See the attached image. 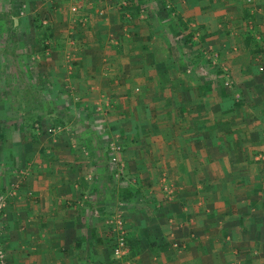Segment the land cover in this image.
<instances>
[{
	"label": "crops",
	"instance_id": "0c3cea01",
	"mask_svg": "<svg viewBox=\"0 0 264 264\" xmlns=\"http://www.w3.org/2000/svg\"><path fill=\"white\" fill-rule=\"evenodd\" d=\"M157 1H172L176 15L189 28L188 31L191 28L195 35L199 33L200 38L194 45L201 59L214 58L216 54L218 58L213 61H218L219 65L227 60L230 64L238 61L232 78L238 83L236 92L261 103L248 110L245 106H237L230 110V115H234L230 119L225 118L224 112L228 108L225 109L221 101L224 97L232 96V93H222L213 87L211 90L205 82L201 83L202 76L198 71V76L188 69H183L184 73L174 71L181 62L176 60L175 51H171L174 46L170 41L163 40L167 49L158 54L161 45L157 39L158 36L164 37V34L157 31L161 26H155L156 21L155 24L151 23L150 28L158 33H148L145 22L150 21L147 15L143 18L145 11L116 10L120 4L118 0H91V7L85 6L82 0L80 21L87 20V17L91 19L101 9L103 13L96 24L102 26L99 28L105 29V32H114L121 45L106 51V57H100V51L95 48L84 49L81 59L75 61L78 64L77 75L71 82V88L73 95H95L103 98V101L109 98L112 104H117L116 110L123 113L119 117H124V120L115 126L130 130L129 138L123 141L125 145L128 144V156L124 159L127 170L122 181L135 177L134 189L129 188L132 194L122 188L125 184L119 185L121 191L111 189L105 177L109 188L104 187L102 193L108 194L103 196L120 198L123 203H107L109 200L103 203L98 195L101 193H98L99 190L97 192L99 185H95L97 189L92 185L85 186L88 182L83 179V173L69 175L62 170H47L34 176L28 188H24V193L28 189L38 197L39 203H11V210L8 208L12 213L7 221L12 242L7 241L6 247L15 246L17 250L13 248L10 251L22 254L15 259L10 254L8 264H13L12 261L14 264H49L53 257L61 264H82L84 252H87L89 261L94 260L97 254L103 252L100 249L98 252L92 251L96 250L95 241H103L107 232L102 219L115 213V209L122 210L121 215L129 230L126 234L127 251L120 261L116 260V264H264V178L256 177L255 173L249 175L251 170L248 168H225L221 164L224 159L243 158L239 153L198 154L193 148L198 141L197 136L205 129L199 125L217 114L224 117L226 124L231 120L237 121L238 117L246 123H243L245 127H254L257 120L264 126V122L260 121L264 114L256 118L261 110L264 112V72L257 73L254 65L255 61L259 62V57L264 56L258 53L264 46L257 43L256 50L252 49V45L246 43L248 39L243 42L241 34L237 32L240 29L247 38L248 30L249 35L254 37L253 34H259L263 24L260 35L264 39V17L259 26L253 29L246 26L243 29L235 18L225 20V11L233 13L235 2L232 0ZM146 14H154V11H146ZM258 14L255 13V17L251 15L254 24H258ZM94 17L95 21L97 17ZM223 19L225 22L220 25ZM121 23H124V27L128 24L127 29L123 28L128 33L125 34L128 37L125 43L119 29ZM13 24L16 25V20H13ZM164 31L170 33L172 30L166 28ZM86 46L96 47L97 44L89 43ZM231 49H243L244 55L230 61L228 51ZM234 51L235 55L239 54ZM183 60L187 65L193 62L191 57ZM166 65H171L167 66L171 69L163 74L161 68ZM191 67L195 70V67ZM102 69L103 75L109 77L104 79L103 87L93 86L91 78L97 79ZM163 80L171 84L165 85ZM169 99L173 100V106L169 105ZM166 103L169 106L166 111L168 116L158 115L159 107H164ZM148 104L158 105L151 109L154 133L157 135L159 130L161 137L158 128L166 127V136L147 140L148 151L138 152L137 148L143 143L138 129L143 126L144 120L139 113ZM90 105L92 109L100 110V106L104 107L106 103L100 101L92 105V102H87V107L91 108ZM165 117L170 121L167 125L164 124ZM165 164L168 165L167 169ZM94 172L101 175L99 170ZM237 173L243 178L235 179L233 176H238ZM74 182L78 184L76 187L73 186ZM163 183L169 188L168 193L161 191L159 186ZM259 187L261 190L257 195L259 191L254 188ZM17 223L23 228L16 229ZM18 240L22 242L20 249L19 244H15ZM52 240H56V247L50 246L52 243L49 241ZM70 240H73L72 243ZM62 241L63 245L60 246ZM64 241L68 242L64 244Z\"/></svg>",
	"mask_w": 264,
	"mask_h": 264
},
{
	"label": "rangeland",
	"instance_id": "374dc122",
	"mask_svg": "<svg viewBox=\"0 0 264 264\" xmlns=\"http://www.w3.org/2000/svg\"><path fill=\"white\" fill-rule=\"evenodd\" d=\"M84 1L85 6H88L91 0ZM102 1L113 2V0ZM118 1L120 4L117 5L116 10L123 9L122 11L127 12L131 9L139 11L137 13L145 11L143 18L147 15L150 21L145 22L148 33L151 31V23L155 24L156 21L155 26H161V29L158 28L157 31L163 32L164 37L158 36L157 40L161 45L158 54L167 49V46L164 47L163 45V40L172 43L174 47L171 48V51H175L176 60L181 61L180 65L177 66L178 69L174 68V71L184 73L183 69H188L191 73L195 72L197 76L200 72L202 76L200 78L201 83L205 82L208 87L210 86V89L213 87L222 93H232V96L224 97L223 102L221 101L224 108H228L224 112L225 118L230 119L229 117L234 115L233 113L230 115V110L235 109L237 106L239 108L245 106L248 110L251 106L255 107L261 103H256L253 99L236 92L238 83L232 78L234 77V66L238 61L230 64L227 60V63L219 65L218 61H213V59L218 58L216 54L214 58L209 56L210 58L207 60L205 58L201 59V56L199 57L198 48L195 47L194 43L197 39L199 40L200 35L199 33L195 35L191 28L188 31L189 28L184 26L176 15L172 1L169 0L170 2L167 3L157 0ZM122 1L124 2L122 3ZM232 1L235 2L232 7L234 9L233 13L231 14L230 10L225 11V20L235 18L243 29L246 26L248 29L249 27L253 29L254 26H259L264 21H262V17H264V0H255L250 3L247 0ZM75 3L80 7L76 12H72L71 7ZM89 7L91 6L89 5ZM82 8V0H0V252L3 254L0 264H8L10 254H13L14 259L15 257L19 258L21 254L18 251H10L13 248L17 250L15 246L9 249L6 247L7 241L8 243L12 242L10 239L12 238L11 231H9V225L7 224L12 213H9L8 208L11 203H39L38 197L33 196L31 191L27 189V192L24 193V188H28L29 182L34 176L47 170H62L69 175L83 173V179L88 182L85 186L92 185L96 187L99 185V188L96 187V189L97 192L99 190L98 193H101L98 195L102 198L101 202L103 203L107 200H109L107 203H123L120 198L104 197V194H108L107 192L102 193L104 187L109 188L110 186L111 189L121 191L119 185L125 184L122 188L127 189L129 193H131L129 188L134 189L135 177L122 181L123 174H126L127 170V161L124 159L125 156L126 158L128 156L126 154L128 144L125 145L123 141L129 138L130 130L115 126L119 125L120 120H124V117L121 119L119 117L123 113L121 112V114L116 110L115 105L117 104H112L109 98L103 101L100 96L73 95L71 82L77 75L78 67L75 61L81 59L84 49L95 48L100 51V55L98 53L100 57H106L108 55L106 51H111L113 46L119 45L120 47L121 45L119 37L114 35V32H105V29L99 28L102 26L96 24V21L99 20L98 17L103 13L101 9H99L98 14L95 12L91 19L87 17V20L82 19L81 22L79 12ZM150 10L154 11V14H146V11L150 12ZM255 13H259L257 15L258 24H254V18H252V16L255 17ZM95 15L97 19L94 21ZM13 20H16V25L13 24ZM225 20L220 21V25H223L222 23ZM36 21H40L41 28L37 29L35 27ZM122 24L124 23H121L119 29H121V38L125 43L128 39L125 36V34H128L125 30L128 24L125 27ZM97 27L98 31L96 30ZM261 27L259 34L258 32L253 34L254 37L249 35L250 31L248 30L247 38L246 36L244 38L245 33L242 35L243 31H240V29L237 32L239 35L241 34L243 42L248 39L246 43L251 44L252 49L255 48L256 50L257 43L264 46V39L260 35L263 24H261ZM166 28L168 31L172 30V33L164 31ZM44 32L47 34L45 35ZM157 33L150 32L152 35ZM189 37H191V43L188 41ZM252 38L254 39L252 40ZM89 43L97 44V46L89 48L86 46ZM233 51L232 49L228 51L231 55L230 61L231 59L234 61L237 56L244 55L243 49L234 51L239 52L238 55H235ZM258 51V53L264 54V49ZM185 57H191L193 62L187 65L183 60ZM258 60V63L256 61V64L254 63L257 73H263L264 56L259 57ZM102 66L104 65L102 64ZM167 66L171 67V65H166L161 68L163 74L170 71L171 68H167ZM191 66L195 67V70ZM260 68L262 69L260 70ZM103 69L102 74L97 76V79L91 78L94 83L93 86H104V79L109 76L103 75ZM164 83L165 85L167 83L171 84L165 80ZM100 98L101 100H99ZM169 100L171 102L169 105L173 106V100ZM100 101L102 104L106 103L104 107L100 106V110L97 108L92 109L91 105V108L87 107V102H92L93 105V102L100 103ZM153 106L158 105H145L144 111L139 113L144 120L143 126L138 129L143 138V143L137 148L138 152H141V150L148 151L146 148L147 140L165 138L166 136V127L158 128L161 130V137L159 136V130L157 135L154 133L151 111ZM159 108L156 112L158 115L164 116L166 114L168 116L166 113L169 109L167 103L164 107ZM263 114L264 112L261 110L256 118ZM113 117L117 121L112 120ZM224 117L217 114L208 121L203 120L202 123L200 122L199 127L203 126L205 129L199 137L197 136L198 141L193 145V148L196 149L198 154L218 152L222 155H229L230 151L234 154L239 153L243 158H236V160L232 159L231 161L224 159L221 164L225 168H248L251 170L248 172L249 175L255 173L256 177L264 178L263 124L256 119L258 122L256 121L255 126L248 128L243 125L245 122L238 117L237 121L231 120L227 124ZM165 121V125L170 123L166 117ZM260 121L264 122V118ZM199 138L201 139L199 140ZM166 151H168L167 146ZM227 152L229 153L227 154ZM129 153L131 152L129 151ZM113 159H115V162ZM214 164L216 167V162ZM164 167L167 169L168 165L165 164ZM94 170H99L101 175L96 174ZM238 173V176L233 177L235 179L243 178ZM99 175L102 177L100 178ZM105 177H107L106 183L109 186H106ZM125 177L127 178V175ZM75 182L73 186L78 185ZM159 187L162 192L168 193L169 188H167V185L163 183ZM254 189L259 191L256 192L259 195L261 187ZM121 212V209H115V213H111L102 219L107 229L105 239L103 241L96 240V250L93 249L92 251L98 252L100 249V252H103L96 255L95 259L97 261L95 259L89 261L88 256L86 257L87 252H84L82 264H116V260L120 261L123 258L125 254L120 259H115L112 254V246L115 242L114 235L116 236L120 232L124 233L126 250L128 247L126 234L129 230ZM118 214L123 219L120 229L116 224ZM108 221H111V223L108 224ZM19 225L17 223L15 228L22 229L23 227ZM72 241L70 240L71 243ZM16 242L19 244L20 249L22 242L18 240L15 241V244ZM49 242L52 243L51 247H56V240ZM66 242L64 241V244ZM61 245H63V241ZM12 263L14 264L13 261ZM49 264H61V262L53 257V261Z\"/></svg>",
	"mask_w": 264,
	"mask_h": 264
},
{
	"label": "built area",
	"instance_id": "2783aa9c",
	"mask_svg": "<svg viewBox=\"0 0 264 264\" xmlns=\"http://www.w3.org/2000/svg\"><path fill=\"white\" fill-rule=\"evenodd\" d=\"M249 3L250 2H254L255 0H247ZM80 6H77V4L75 3L74 5H72L71 10L72 12H76L79 9ZM262 68H260L261 70ZM113 161L115 162V159H113ZM117 221L116 224L120 226L123 224V219L120 217V215L118 214L117 216ZM108 224L111 223V221L107 222ZM122 229V228H121ZM124 233L120 232L118 235H114L115 237V242L112 246V254L115 257V259H120L125 253H126V246H125V238L123 237ZM3 258V254L0 252V259L2 260Z\"/></svg>",
	"mask_w": 264,
	"mask_h": 264
},
{
	"label": "trees",
	"instance_id": "16d2710c",
	"mask_svg": "<svg viewBox=\"0 0 264 264\" xmlns=\"http://www.w3.org/2000/svg\"><path fill=\"white\" fill-rule=\"evenodd\" d=\"M36 25H35V27L38 29V28H41L42 26H41V24H40V21H36V23H35ZM47 28V27H46ZM45 33V35L47 34L46 32H44ZM191 37H189L188 38V41L191 43ZM249 40H251V39H249ZM163 84H164V80H163ZM162 84V85H163ZM163 87V86H162Z\"/></svg>",
	"mask_w": 264,
	"mask_h": 264
}]
</instances>
